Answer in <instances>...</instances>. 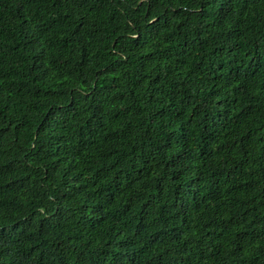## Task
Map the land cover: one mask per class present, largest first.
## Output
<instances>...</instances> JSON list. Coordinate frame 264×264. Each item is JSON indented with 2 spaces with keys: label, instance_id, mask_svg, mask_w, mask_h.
<instances>
[{
  "label": "trees",
  "instance_id": "obj_1",
  "mask_svg": "<svg viewBox=\"0 0 264 264\" xmlns=\"http://www.w3.org/2000/svg\"><path fill=\"white\" fill-rule=\"evenodd\" d=\"M0 264H264V0H0Z\"/></svg>",
  "mask_w": 264,
  "mask_h": 264
}]
</instances>
